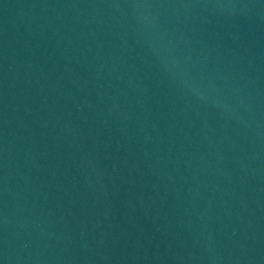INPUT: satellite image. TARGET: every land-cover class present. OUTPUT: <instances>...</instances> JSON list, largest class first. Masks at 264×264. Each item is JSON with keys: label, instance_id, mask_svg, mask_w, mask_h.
I'll return each mask as SVG.
<instances>
[{"label": "water", "instance_id": "1", "mask_svg": "<svg viewBox=\"0 0 264 264\" xmlns=\"http://www.w3.org/2000/svg\"><path fill=\"white\" fill-rule=\"evenodd\" d=\"M0 264H264V0H0Z\"/></svg>", "mask_w": 264, "mask_h": 264}]
</instances>
